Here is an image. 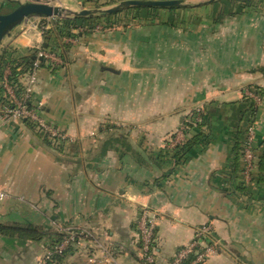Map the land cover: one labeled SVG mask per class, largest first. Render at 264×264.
<instances>
[{
  "label": "crops",
  "instance_id": "0c3cea01",
  "mask_svg": "<svg viewBox=\"0 0 264 264\" xmlns=\"http://www.w3.org/2000/svg\"><path fill=\"white\" fill-rule=\"evenodd\" d=\"M14 1L29 0H0V9ZM210 1L189 0L216 20L184 31L160 20L100 25L68 42L53 26L43 35L22 23L3 39L14 59L50 39L58 58L39 66L30 103L66 140H49L30 121L2 125L0 187L9 199L0 202V221L88 231L86 247L63 264H141L145 220L155 224V264H173L207 225L217 254L206 264H264V97L254 139L263 162L250 182L233 168L229 139L246 88L264 94V13L221 17L232 6ZM61 2L73 11L94 7ZM12 66L0 81V110ZM204 107L216 108L205 127L179 134L187 115ZM46 253L45 241L0 238V264H42Z\"/></svg>",
  "mask_w": 264,
  "mask_h": 264
},
{
  "label": "trees",
  "instance_id": "16d2710c",
  "mask_svg": "<svg viewBox=\"0 0 264 264\" xmlns=\"http://www.w3.org/2000/svg\"><path fill=\"white\" fill-rule=\"evenodd\" d=\"M220 2L224 5H231L232 11L222 10L219 14L222 16H232L235 14L241 13L246 9H254L259 12H264V0H218L216 3ZM93 3V9H102L106 6L111 5L110 0H89L88 2H84V4ZM212 10H201L199 7L195 8H145V7H131L120 11L114 15H95L92 17H76V18H64L56 21V31L61 37H79V35L89 34L95 31L100 25H103V29H112L115 26L122 25L123 27L128 26L129 23L138 22L145 25L148 22H152L154 20H160L162 24L165 25H173L178 28L187 29L191 26L197 25L203 20L213 21L216 20V17L212 16ZM165 15L166 19H157L158 16ZM192 16V19L185 18L186 16ZM125 19V20H124ZM124 20V21H123ZM83 29L81 33L77 35L73 33L74 30ZM45 44H48V47L43 48L45 50L54 51L51 48L50 39L48 38L45 41ZM37 51L31 52L28 56L14 59L12 58V52H9L7 49L0 48V81H3L4 71L8 65V63L13 64L11 67V74L8 76L9 84L15 88V92L17 96H21L23 93L22 84L19 81L20 75L24 73H28L34 69V63L38 60ZM46 60L40 59V65L46 66ZM264 73V68L261 69ZM250 101V102H249ZM7 103L6 99H2V104L5 105ZM241 104L244 105L241 107ZM238 106V104H237ZM238 108V107H237ZM214 112H208L207 117H212ZM257 115V107L253 103L252 100L248 99V97L243 98V102L240 103L238 108V120L237 123H234L229 129V139L233 144L232 148V157H233V168L239 169L242 174L243 171V158H244V150L246 147L247 133L248 128L251 124L254 123ZM246 124V125H245ZM186 127L189 129L186 132L192 130L193 125L189 122H185ZM245 125V126H244ZM201 126H199L200 128ZM187 130V129H186ZM204 138H206L204 136ZM204 140V139H203ZM198 139H192L191 141H187L181 147L182 154L185 151H190L197 143ZM178 155V156H179ZM259 161L257 165L262 164L261 157H258ZM156 236V230H155ZM0 238H10V239H18L23 241H32V242H46V251L53 252V255L50 259L46 260L45 264H63L64 261L74 253L73 247H68L62 253H56L55 249L58 247L66 238V234L59 229L49 228L45 229L41 226H35L30 224L18 223V222H2L0 221ZM139 247H142L141 238L139 240ZM149 255H153L156 263V241H153L149 247ZM195 259V254L190 255L187 263L192 262ZM175 260V259H174ZM174 262V261H173ZM141 264L146 263V259H141Z\"/></svg>",
  "mask_w": 264,
  "mask_h": 264
},
{
  "label": "built area",
  "instance_id": "2783aa9c",
  "mask_svg": "<svg viewBox=\"0 0 264 264\" xmlns=\"http://www.w3.org/2000/svg\"><path fill=\"white\" fill-rule=\"evenodd\" d=\"M49 5H60L62 0H39ZM81 3L88 2L89 0H79ZM55 3V4H54ZM35 19L29 18L25 20L27 28H36L41 34H45V31L50 28V25L45 27V20L54 19L56 17L45 18L34 16ZM101 29V27H98ZM81 31V30H77ZM75 39L68 38V42H74ZM37 57L39 58L34 63V69L26 74V79L23 87V93L20 97L17 96L15 88H13L8 83V79L5 81V89L7 91V97L5 98L7 103L2 106L0 110V132L1 127L10 121H30L36 127L37 131L46 136L51 141L66 140L65 134L60 131L56 126L48 122L44 116L41 114L39 106L31 105V98L35 85L38 82L37 70L40 66V59H45L47 61H57L58 55L50 50H45L42 46L37 49ZM248 91V90H247ZM255 91L246 92L247 96L250 97L256 105L261 102L260 97L254 93ZM185 122L190 124L198 125L201 123V110L195 111V117L187 119L180 126L178 133L183 134L187 127ZM255 123L251 124L248 128L246 147L244 150L243 158V171L242 177L244 181L250 182L252 177V171L257 164V154L255 155ZM9 199V194L0 187V202H5ZM212 228L210 225L201 227L198 229L194 241L183 248L177 254L173 264H206L209 258L217 254V249L214 245L207 244V236L211 233ZM66 238L64 241L55 249L56 253H62L68 247H73L76 249H84L86 243L91 239V235L86 230H66L64 232ZM140 238L142 242L141 259H146V263L155 264V259L153 255H149V247L153 239L156 241L155 236V224L153 221L145 220L140 227ZM195 254V259L192 262L187 263L190 255ZM53 252L49 251L46 253V257L42 264L46 263L47 259H50ZM107 262V261H106ZM90 264H96L97 260L95 258L89 259Z\"/></svg>",
  "mask_w": 264,
  "mask_h": 264
},
{
  "label": "water",
  "instance_id": "95a60500",
  "mask_svg": "<svg viewBox=\"0 0 264 264\" xmlns=\"http://www.w3.org/2000/svg\"><path fill=\"white\" fill-rule=\"evenodd\" d=\"M214 1L217 0H211V2ZM182 6H185V0H125L106 9H83L80 11H72L64 7L45 4L36 0L35 2L20 4L14 11L8 14H0V46L3 39L15 27L34 16L45 18H78L92 17L95 15H114L131 7L179 8Z\"/></svg>",
  "mask_w": 264,
  "mask_h": 264
},
{
  "label": "rangeland",
  "instance_id": "374dc122",
  "mask_svg": "<svg viewBox=\"0 0 264 264\" xmlns=\"http://www.w3.org/2000/svg\"><path fill=\"white\" fill-rule=\"evenodd\" d=\"M25 1V0H24ZM36 0H29V1H25V2H12V3H8L5 7H2L1 9H0V14H8V13H10V12H12V11H14L20 4H24V3H28V2H35ZM218 1V0H217ZM257 1H259V0H257ZM41 2V1H40ZM211 2V1H210ZM41 3H44V2H41ZM74 3V4H73ZM211 3H216V1H214V2H211ZM218 3H220V2H218ZM55 4V3H54ZM69 4H73V5H76L77 3L74 1V2H72V3H69ZM54 6H60V7H64V8H67V9H70V8H68V7H66L65 6V4L64 3H60V5H54ZM110 7H113V6H110ZM106 8H109V7H104V8H102V9H106ZM183 8H195L194 7V5L191 3V2H189V0H185V6H182V7H179V9H183ZM71 10V9H70ZM73 11V10H72ZM256 11V10H255ZM213 12V11H212ZM211 12V13H212ZM259 12V11H258ZM264 13V12H263ZM212 16L213 17H216V12H213L212 13ZM32 18V20L33 19H35L34 17H31ZM185 18H187V19H192L193 17L192 16H186ZM29 19V18H28ZM60 19H64V18H59V17H56V18H54V19H52V20H50V21H48V20H45L44 21V23H45V27L46 26H48V25H50V26H53L54 28L53 29H55L56 30V26H55V24H56V21H59ZM157 19H166V17H165V15H163V16H158L157 17ZM125 20V19H124ZM123 20V21H124ZM101 27V26H100ZM52 27H50V29H51ZM176 29H178V30H181V31H184V28H176ZM48 32V30H46L45 31V33H47ZM248 91H244V97L243 98H245V97H248L247 96V94H246V92H251V91H255L254 93H256L259 97H260V99H261V102L260 103H257L258 105H256L255 103H254V101H253V103L255 104V106L257 107V113H258V109H259V107H260V105L262 104V102H263V97H264V94H263V92H262V90L259 88V87H257V86H250V87H248V88H246ZM250 97H248V99H249ZM251 100V99H250ZM250 102V101H249ZM198 109H200L201 110V123H199L198 125H194L193 124V127H192V129H195V128H199V126H201V127H205V123H206V117H207V113L209 112V111H207V109H206V107H204V108H197V109H195V110H193L192 112H190L188 115H187V117H186V119L185 120H187V119H190V118H194L195 117V111L196 110H198ZM211 111H212V113L214 112V113H216V108L214 107V108H212L211 109ZM257 116V115H256ZM256 122V119L254 120V123ZM246 125V124H245ZM244 125V126H245ZM189 129L187 128V130L186 131H188ZM179 131V129L177 130V132ZM255 155H256V153H255ZM257 159H259L258 158V154H257ZM80 259H83V258H80ZM81 262H84V260H78V262L76 263V264H87L86 262H84V263H81ZM90 264V263H89Z\"/></svg>",
  "mask_w": 264,
  "mask_h": 264
}]
</instances>
